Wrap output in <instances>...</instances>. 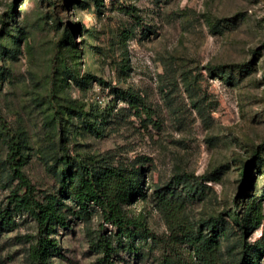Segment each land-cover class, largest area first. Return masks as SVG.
Here are the masks:
<instances>
[{
  "label": "rangeland",
  "instance_id": "obj_1",
  "mask_svg": "<svg viewBox=\"0 0 264 264\" xmlns=\"http://www.w3.org/2000/svg\"><path fill=\"white\" fill-rule=\"evenodd\" d=\"M0 85V211L12 208L19 182L6 162L10 139L24 145V171L42 201L59 188L48 164L63 140L77 158L143 157L148 198L126 209L142 213L150 233L119 249L116 264L163 261L173 238L154 190L183 173L198 177L187 220L225 214L220 264H241L264 245V220L255 230L226 215L242 214L252 196L264 211V0H0ZM96 121L103 136L88 129ZM253 160V179L243 181L239 167ZM207 172L218 179L201 178ZM69 219L55 233L62 252L53 264L97 262L91 238L102 228L116 242L97 208ZM14 220L0 221V264H33L38 222L27 212ZM178 247L191 259L192 247Z\"/></svg>",
  "mask_w": 264,
  "mask_h": 264
},
{
  "label": "trees",
  "instance_id": "obj_2",
  "mask_svg": "<svg viewBox=\"0 0 264 264\" xmlns=\"http://www.w3.org/2000/svg\"><path fill=\"white\" fill-rule=\"evenodd\" d=\"M95 1L97 4L101 2ZM14 9L13 6L11 11ZM62 39L66 41L65 46L73 42L69 32ZM123 93L131 99L130 102L135 108L142 106L132 91ZM102 125V122L99 124L96 121L90 123L88 129L103 136L105 130ZM22 147L24 145L16 137L10 139L6 162L12 177L19 182L11 195L12 208L8 206L0 211V221L7 228L15 227L17 223L14 216L22 212H27L36 219L39 231L30 247L33 264H53V258L60 256L62 252L55 236L57 228L70 224L69 215L86 219L93 207L100 210L105 223L112 224L117 229L116 242L104 233L103 228L91 238V247L102 254L94 264H116L115 255L119 249L134 250L137 238L149 235L145 216L142 213L131 215L126 209V205L135 200L148 198L147 191L144 190L147 170L144 168L143 157L138 158L139 163L132 164L99 161L94 156L87 159L77 158L69 155L62 140L61 155L55 158L54 163L48 164V169L58 177L59 188L56 193L49 194L42 201L35 197L33 185L24 171L29 156L22 153ZM257 159L260 162L257 168H260L264 165V157L258 153ZM255 162L253 160L251 163H241L239 172L243 181H252L250 172L256 167ZM216 175V172H207L201 178L218 179ZM1 177L0 170V181ZM197 179L194 174H178L173 185L154 190L155 197L165 212L173 238L160 264H220L223 237L227 235L226 219L223 217L225 214L199 221H189L185 215L189 202L199 193V190H192V187L198 189L194 183ZM236 203L238 207V201ZM226 212L234 221L245 222L249 229H259L264 220L263 206L254 196L242 214L239 210ZM178 243L192 247L191 259L179 251ZM248 249L249 258L247 261L242 260L241 264H260V259L264 256V245L258 243Z\"/></svg>",
  "mask_w": 264,
  "mask_h": 264
}]
</instances>
